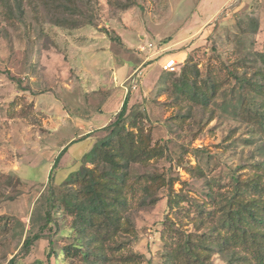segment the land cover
<instances>
[{
    "label": "rangeland",
    "instance_id": "374dc122",
    "mask_svg": "<svg viewBox=\"0 0 264 264\" xmlns=\"http://www.w3.org/2000/svg\"><path fill=\"white\" fill-rule=\"evenodd\" d=\"M147 41L155 47L140 52ZM174 43L179 44L165 52L186 50V58L174 72L158 69L159 51ZM261 51L264 0H0V171L13 177L0 180V215L13 225L0 236V264L13 257L15 264H69L63 248L76 234L73 217L58 208L63 182L92 167L82 158L109 134L100 126L122 108L126 97L119 83L136 59L153 66L146 81V69L132 77L135 90L126 80L129 96L138 98L128 104L124 122L136 120L164 154L132 170L166 182L157 186L156 202L135 204L131 230L117 238L122 249L110 251H133L144 255L141 264H164L166 222L195 231L193 204L214 209L212 196H229L233 175L253 176L254 165L264 163V139L235 113L244 96L261 97L241 93L232 82L222 84L203 108L178 104L166 88L178 80L190 53L203 76L209 67L226 73L244 61L239 71L256 77ZM170 195L181 208H170ZM45 223L43 237L24 253L26 237L41 233ZM211 260L227 264L228 255L220 252Z\"/></svg>",
    "mask_w": 264,
    "mask_h": 264
},
{
    "label": "trees",
    "instance_id": "16d2710c",
    "mask_svg": "<svg viewBox=\"0 0 264 264\" xmlns=\"http://www.w3.org/2000/svg\"><path fill=\"white\" fill-rule=\"evenodd\" d=\"M193 57L190 53L178 80L166 88L176 102L207 108L222 84L234 82L241 93L251 91L261 97L259 100L253 95L244 96L235 113L251 122L264 139V51L256 53L259 75L256 77L257 73L248 76L245 70L239 71L244 68V61L232 63L226 73L223 68L217 73L209 67L203 76ZM127 107L128 95L115 119L105 126L110 130L107 137L83 156V161L91 163L92 167L70 173L63 182L66 191L58 208L73 217L72 229L76 234L74 242L63 248V258L69 264H114L113 261L141 264L144 260V255L133 251L119 256L110 251L122 249L123 243L117 238L131 230L129 214L135 204L156 202L155 190L166 182L161 175L137 174L132 170L134 164L146 165L161 157L164 147L152 146L151 137L137 127L136 120L126 125ZM65 152L66 148L57 156L54 167ZM254 169L256 173L244 179L233 175L229 196H212L209 203L214 209L205 203L192 205L197 218L195 231L179 229L173 220L166 222L162 247L164 264H213L212 257L220 252L228 255L227 264H264V178L259 172L264 171V163H256ZM12 178L0 171V180L6 182ZM51 195L54 196V191ZM168 204L170 208H181L178 199L171 195ZM51 207L57 206L52 204ZM47 215L50 216V211ZM47 225H42L41 233L26 237L24 253L43 237ZM12 228L11 218L0 215V236ZM15 259H10L8 264H15Z\"/></svg>",
    "mask_w": 264,
    "mask_h": 264
},
{
    "label": "crops",
    "instance_id": "0c3cea01",
    "mask_svg": "<svg viewBox=\"0 0 264 264\" xmlns=\"http://www.w3.org/2000/svg\"><path fill=\"white\" fill-rule=\"evenodd\" d=\"M197 43L198 42H196V43H194V45L193 46H195V45H197ZM179 43H174V44H171V45H169L167 48H164V49H161L159 52H160V54L157 56V59L155 60V63H157V65H158V69L160 68V66H162L163 65V63H164V61L167 59V58H174V59H176L177 61H178V63H179V61H183L185 58H186V55H187V51L186 50H179V51H177V52H165L167 49L168 50H170L171 49V47L170 46H174V45H178ZM189 49V48H188ZM162 53H165V55H162ZM160 56H162V57H160ZM181 58V59H180ZM140 60L139 59H136V61H134L133 62V65L130 67V70L128 71V73L126 74V76L125 77H123V79L120 81V83H119V86L121 87V88H123V91H122V95H123V98H125V97H127V95H128V104H130V103H132V102H135L136 100H137V98H138V95L136 94V95H131V96H129V94L127 93V90H126V87H125V82H126V80L128 79V77L134 72V71H136V69H139V68H141L142 70L144 69V71H145V69H146V76H145V80L144 81H146L147 79H148V76L150 75V72L152 71L151 69H150V67L152 68V66H153V64L152 63H150V64H148L147 66H146V68H145V65L144 64H146L147 62L146 61H142V62H139ZM115 71V70H114ZM118 70H116L115 71V77H118ZM115 81H118V78H117V80L115 79ZM143 81V82H144ZM109 91H110V88L108 89ZM108 97L109 96H106V97H104V99H103V101H102V104H101V106H100V108H99V111H104L103 110V108H105L106 106H103V104H104V102H107V100L106 99H108ZM122 98V99H123ZM106 100V101H105ZM121 102H122V100H121ZM106 105V104H105ZM120 106H121V104H119ZM115 119V117H113L109 122H107L106 124H104L103 126H100L101 128H103V127H105V126H107L110 122H112L113 120Z\"/></svg>",
    "mask_w": 264,
    "mask_h": 264
},
{
    "label": "built area",
    "instance_id": "2783aa9c",
    "mask_svg": "<svg viewBox=\"0 0 264 264\" xmlns=\"http://www.w3.org/2000/svg\"><path fill=\"white\" fill-rule=\"evenodd\" d=\"M154 47H155V46H154L153 43L147 41L144 45L139 46V51H140V52H144V51H146V50L150 51V50H152ZM178 65H179V63H178V61H177L176 59H174V58H167V59L164 61L163 65H162V68H163L165 71H168V72H174V71H176ZM141 72H142V69L139 68V69H136V71H134V72L129 76V79L131 78V88H132L133 90H135V89L137 88L138 85H137V78L135 77V78L132 79V77H133L135 74H137V76H139V75L141 74ZM126 90H127V88H126ZM127 93H128V90H127Z\"/></svg>",
    "mask_w": 264,
    "mask_h": 264
}]
</instances>
